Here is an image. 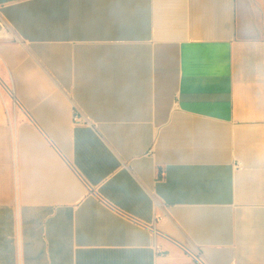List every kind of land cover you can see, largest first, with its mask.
<instances>
[{
  "label": "crops",
  "instance_id": "obj_1",
  "mask_svg": "<svg viewBox=\"0 0 264 264\" xmlns=\"http://www.w3.org/2000/svg\"><path fill=\"white\" fill-rule=\"evenodd\" d=\"M260 10L0 0V264H264Z\"/></svg>",
  "mask_w": 264,
  "mask_h": 264
},
{
  "label": "built area",
  "instance_id": "obj_2",
  "mask_svg": "<svg viewBox=\"0 0 264 264\" xmlns=\"http://www.w3.org/2000/svg\"><path fill=\"white\" fill-rule=\"evenodd\" d=\"M0 28H2L5 32H0V39H14L13 32L11 31L10 27L7 25V23L2 19L0 16ZM73 121H78L80 119V116L77 114V111L74 110L73 116H72ZM235 169L241 168V164L239 162H236L234 165ZM150 230L153 234V236L156 234V229L154 227V224H151ZM154 251L159 252V247L157 245H153ZM191 258L193 260V264H205L203 261L201 254L198 251L191 252Z\"/></svg>",
  "mask_w": 264,
  "mask_h": 264
},
{
  "label": "rangeland",
  "instance_id": "obj_3",
  "mask_svg": "<svg viewBox=\"0 0 264 264\" xmlns=\"http://www.w3.org/2000/svg\"><path fill=\"white\" fill-rule=\"evenodd\" d=\"M260 17H261V15H262V22H261V27L262 28H264V11H262V10H260ZM259 34H261V35H264V32H258Z\"/></svg>",
  "mask_w": 264,
  "mask_h": 264
},
{
  "label": "bare ground",
  "instance_id": "obj_4",
  "mask_svg": "<svg viewBox=\"0 0 264 264\" xmlns=\"http://www.w3.org/2000/svg\"><path fill=\"white\" fill-rule=\"evenodd\" d=\"M0 32H5L2 28H0Z\"/></svg>",
  "mask_w": 264,
  "mask_h": 264
}]
</instances>
